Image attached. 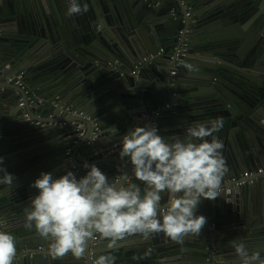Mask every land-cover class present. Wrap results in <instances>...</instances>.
Listing matches in <instances>:
<instances>
[{
	"label": "water",
	"instance_id": "1",
	"mask_svg": "<svg viewBox=\"0 0 264 264\" xmlns=\"http://www.w3.org/2000/svg\"><path fill=\"white\" fill-rule=\"evenodd\" d=\"M182 1L81 0L87 12L69 17L66 0H0V75L22 74L25 81L19 87L0 78V156L16 177L11 188L0 185V224L17 241L13 264H93L103 254L112 255L115 264H166L167 259L240 264L232 245L239 240L250 251L264 252V196L254 185L224 188L216 199H202L198 207L206 224L182 242L163 233L147 240L133 234L109 248L97 234L84 257L69 252L54 258L49 241L26 222L30 198L38 191L31 185L42 172L84 175L87 160L110 179L127 171V180L134 181L119 158L120 137L151 124L154 110L161 112L160 132L169 139L183 137L191 125L222 120L215 133L224 142L228 169L222 183L264 167V0H184L192 8L190 17ZM190 19V53L173 86L169 58L155 56L160 47L177 44ZM54 101L89 118L67 116ZM122 103L132 111L122 112ZM40 107L57 126L32 123L45 117ZM62 122L69 125L58 128ZM91 138L94 144H88ZM223 221L238 229L213 250L212 225Z\"/></svg>",
	"mask_w": 264,
	"mask_h": 264
},
{
	"label": "clouds",
	"instance_id": "2",
	"mask_svg": "<svg viewBox=\"0 0 264 264\" xmlns=\"http://www.w3.org/2000/svg\"><path fill=\"white\" fill-rule=\"evenodd\" d=\"M66 3L69 17L88 10L81 0ZM222 126L220 119L194 124L185 129L183 137L173 135L171 139L155 123L134 126L120 137L119 151L134 181L127 180V171L118 180L110 179L87 160L84 175L72 170L58 176L42 172L31 185L38 191L30 198L26 222L49 241L48 252L54 258L69 252L84 257L97 234L108 241L109 248L133 234L147 240L163 233L176 242L188 234H199L206 217L197 214V208L202 199L220 195L228 171L224 142L215 135ZM3 161L0 156V185L11 188L16 177ZM16 244L15 236L0 224V264H13ZM232 245L240 264H264L261 251H250L242 240ZM94 264H115V258L99 255Z\"/></svg>",
	"mask_w": 264,
	"mask_h": 264
},
{
	"label": "built area",
	"instance_id": "3",
	"mask_svg": "<svg viewBox=\"0 0 264 264\" xmlns=\"http://www.w3.org/2000/svg\"><path fill=\"white\" fill-rule=\"evenodd\" d=\"M182 4L184 7L187 8V13L186 16L190 17L192 14V8L188 6L186 1H182ZM191 22H193L192 19H190V21H187V27H185L182 31H180L178 39H177V44L173 47H160L157 50V54L155 57L160 58L163 57L164 55H166L169 58V61L171 63V72H170V81H171V85L175 86L177 85V79L176 76L182 66V63L186 60V58L188 57L189 53H190V34H191V28L188 24H190ZM151 55L147 56L144 58V62H148L151 60ZM142 63H138L136 65V69L139 70L140 66ZM5 77L6 82L7 83H14L16 86L19 87H24L25 86V81L23 78V75H17V76H13V75H9V76H2L0 75V78ZM174 95H177V93H174ZM24 105V102L21 103V106ZM53 105L55 107H59L62 110V113L70 116V117H87L89 118L87 115H85V113L79 109L73 108L71 106H64L62 105L60 102L58 101H54ZM178 105V103L176 102L174 104V107H176ZM161 112L159 110H154L151 112V115L148 117V120L150 121V123H155L158 125L159 129H160V122H161ZM27 119H31L29 117L28 114L25 115ZM47 119H44V117H38L37 120H32V123L37 125V126H55L57 125L55 120V117L52 114H49ZM58 125H62L64 127L68 126L69 123L68 122H62L59 123ZM95 138H91L88 141V144H94ZM77 143V142H76ZM73 152V147H69L66 150V156L67 157H71ZM110 154V153H109ZM260 179H264V167H259L258 169L255 170H249V171H244L241 173H238L236 175L231 176L229 179L225 180L222 184H221V188L220 191H222L224 188H228V187H243V186H247V185H255ZM211 242H210V247L213 250H216L217 248V238H216V226L212 227L211 230ZM98 241V235L94 236L92 239V243H95ZM95 262V259L93 260V264Z\"/></svg>",
	"mask_w": 264,
	"mask_h": 264
},
{
	"label": "crops",
	"instance_id": "4",
	"mask_svg": "<svg viewBox=\"0 0 264 264\" xmlns=\"http://www.w3.org/2000/svg\"><path fill=\"white\" fill-rule=\"evenodd\" d=\"M14 26H16V23H12L11 24V27H14ZM49 88H47V90H48ZM47 90H42V92H44V91H47ZM44 93H46V92H44ZM125 106H124V105ZM122 105H123V107H121L122 108V112H124V111H132L131 109H128L127 107H128V104L127 103H122ZM119 106H120V104H119ZM38 112H41L42 114H44L45 113V117H44V119H47L48 117H46L47 116V114H49L50 112H47L43 107H40V108H38ZM161 119H162V115H161ZM57 126V125H56ZM52 127V126H51ZM51 127H47L46 129V131H50V129H51ZM63 126L62 125H59L58 126V128H62ZM27 145H29V144H27ZM263 183V184H262ZM258 185V186H257ZM252 187V189L254 190V191H256L257 193H259V195L260 196H264V193H263V191L262 190H264V180L262 181V182H259V184H256V185H254V186H251ZM250 189V188H249ZM2 198H5L4 196L2 197ZM197 214H200V211H199V207L197 208ZM213 226H216V238H217V243H216V245L217 246H224L225 244H227L228 242H229V239H230V237H231V235H232V232L235 230V229H238L237 227V225L235 224V223H230V222H225V221H223L222 223L221 222H219V223H214L213 225H212V227ZM211 230H212V228H211ZM163 239V237H160L159 238V240L161 241ZM141 241H143V239H141ZM165 241H166V239H165ZM167 244H169V242H167ZM127 256H131V254L130 253H128L127 254ZM262 256H264V252L262 253ZM118 257V256H117ZM128 262V261H127ZM166 264H178V263H173L172 261H171V259H167V261H166Z\"/></svg>",
	"mask_w": 264,
	"mask_h": 264
}]
</instances>
